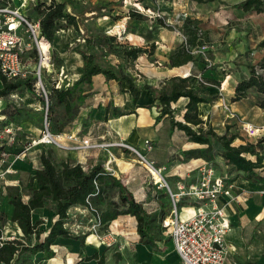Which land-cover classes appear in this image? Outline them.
<instances>
[{
  "label": "crops",
  "instance_id": "0c3cea01",
  "mask_svg": "<svg viewBox=\"0 0 264 264\" xmlns=\"http://www.w3.org/2000/svg\"><path fill=\"white\" fill-rule=\"evenodd\" d=\"M48 1L50 2L51 0ZM85 1L89 3L93 0ZM192 4L196 3L192 2ZM222 12L215 11L212 16L194 13L188 15L187 18L198 21L199 25L209 23L216 26L215 20L219 18ZM91 14L93 13L91 12ZM227 14L226 17L224 16V21L222 22V27L226 31V37L222 38L221 41L216 39L215 44L210 47L211 64L207 65L198 62L187 64L190 65L187 76L191 77L189 82L191 88L198 90L200 79L216 82L215 84L209 83L206 89L203 90V93H207L206 96L213 100L209 104L199 105V116L219 135H234L235 128L238 125H235L237 123L235 120H228L227 114L223 116V111H221L222 98L229 102L232 112L239 119L259 127H264V110L258 107L255 97L256 93H250L247 98L241 101H234L238 83L250 76L248 68L258 65L264 57V49L258 48L259 43L264 40V12L258 15L261 16L258 21H253L252 16L245 19V29L243 30L242 27L238 29L233 25L235 22L232 20L236 14L233 15V12H228ZM246 27H248L249 31ZM252 27L261 31L258 35V40L252 39L249 36ZM131 38L139 40L138 47L143 49H148L154 43L158 44L154 33L146 35L139 30H131L128 40H131ZM162 47L166 48L165 44ZM176 49L178 48L169 47L168 51H162V55L157 50L153 56L159 55L163 62L158 60L153 61L150 58L151 56L149 57L146 54L140 56L135 61H130L133 65L124 76L133 79L139 87L144 85L152 87L155 92L154 95L148 91H143L136 106L133 104V96L129 92L130 89L126 83L107 82L103 75L93 77V86L98 97L105 98V101L110 102V106L112 105L111 107H115L120 111L121 115L116 118L109 116L106 123H98V126H105L108 130L104 132V135L94 133L92 139L100 141L101 138H105L110 141V143L103 144L93 143L96 145H117L124 143L141 153L149 161L154 162L155 166L159 169L173 170L179 163H182V175L187 176L192 168L200 166L205 161L202 159L186 161L184 153L202 147L190 142L184 132L174 128L170 117L165 116L159 119L160 107L156 99L161 92L172 88V79L174 77H179V75L173 74L170 68V57ZM66 67L68 69V65ZM78 76L80 77V75ZM187 103L188 99L181 98L176 104L172 105L173 113L178 121L183 120ZM109 104L104 108L105 113ZM176 115L180 116L177 117ZM69 133L77 135L78 138H91L88 135L81 134V129L79 128H72L67 134H59L60 140L69 148L53 149L59 163L71 161L79 163L85 168L98 164L105 166L109 160V152H111L115 158L111 163V167L116 171L115 176H122L125 180L129 181V189L134 194L136 200L141 202L146 209L150 210L158 206L159 203L156 200L159 198V194H165L163 192H156L151 185L145 182L144 174L142 173L144 167H137V164L141 165V162L132 158L133 151L119 146L109 149L74 150V147H77L78 143L66 139V135ZM147 140L151 141L154 146L152 151H147L145 148V141ZM246 143H248L247 139L240 144H234V146ZM18 148L19 146L16 145L12 149L16 150ZM35 148L33 147L30 150L28 161L12 158L8 163L0 167L2 173L10 170L6 176L7 181L0 180V193L2 194V201L5 202V204L3 202L0 204V211L4 214L5 221L7 220L15 225L20 234L22 232L18 225L11 221L14 206L9 204L7 192L10 188L19 189L23 195L24 202H29L31 194H27V191L32 187L35 188V184L32 186L31 178L41 168L40 156L44 150L43 146ZM17 153L15 152L14 155ZM219 162L226 164L222 158H217L215 161V163ZM229 176L231 183L236 187V192L237 190H245L249 192V195L231 204H227L226 198H223L221 201L222 205H226V213L231 225V231L227 237L230 255L226 264H264V194L261 193V190L264 189V184H254L246 180L243 173L231 172ZM170 178L174 182L176 181V177ZM165 198L170 203L166 195ZM76 211L89 213L86 209L74 207L70 210V214ZM110 229L136 243V249L140 253V257L150 254L151 247L143 245L139 241L137 221L134 217H119L112 223ZM130 234L132 236H129ZM84 235H86V240L83 250L81 242L77 239L58 238L52 245V250L56 253V256L50 260L43 261L42 264H70L71 262H78V258L81 260L80 264H98V259L89 261L87 259L95 255L98 258L102 257L100 255L102 253L100 252L106 248L91 245L97 240L91 232ZM125 242V246H128L129 241L126 240ZM170 263L168 261L158 264Z\"/></svg>",
  "mask_w": 264,
  "mask_h": 264
},
{
  "label": "trees",
  "instance_id": "16d2710c",
  "mask_svg": "<svg viewBox=\"0 0 264 264\" xmlns=\"http://www.w3.org/2000/svg\"><path fill=\"white\" fill-rule=\"evenodd\" d=\"M198 4H207L216 0H190ZM37 5L36 12L40 17L41 36L51 43L59 29L61 23L66 21L70 26L76 24L75 16L68 12L67 1H41ZM236 9L245 12H264V0H246L234 6ZM140 16V15H138ZM184 29V30H183ZM182 31H185L187 40L185 44L178 47L170 57V68L173 74L182 77H174L172 88L161 92L156 98L160 107L159 119L168 116L174 128L184 132L189 141L200 145L202 148L190 150L184 153L186 161L191 159H202L206 162H215L217 158H222L231 172L243 173L246 180L254 184H264V138L257 142H248L244 145L234 146L235 135H219L209 124L199 116V105L209 104L213 99L203 93L206 89L204 83L216 82L202 79L199 89L191 88L188 71L191 62L205 63L199 55L195 57L193 49L203 46L200 41V25L196 20L187 18ZM106 48L110 53L122 57L126 60L135 61L142 55L151 54L148 49L139 47H126L118 43L115 36L96 35L86 40V47L89 53H83L84 65L81 70L80 79L76 85L84 83L93 86V77L103 75L107 82L116 81L126 83L129 92L133 96V104L137 101L143 91H148L155 95L152 87L144 85L139 87L128 76L117 73L113 68H104L96 60V54L91 51V47ZM46 49V47H44ZM264 49V40L258 45ZM206 64V63H205ZM187 65L186 67H183ZM183 67V68H180ZM250 76L242 79L235 90L234 101H241L247 98L251 92L259 93L264 90V73L258 74V70H264V57L258 65L250 66ZM186 77V78H185ZM0 99H6L11 93L18 90H34L33 79L26 82H10L0 77ZM57 96L59 104H66L69 111V99L73 100V92L70 89L52 88ZM43 98V97H42ZM181 98L188 99L183 120L178 121L174 115L172 105ZM259 98V97H258ZM261 101V100H260ZM262 102V101H261ZM261 105L260 103L258 106ZM111 107L110 105L108 108ZM50 112V111H49ZM48 112L47 116H50ZM121 115L115 107L112 113L106 108L105 119ZM21 152L25 142L18 138ZM13 149L15 148L12 147ZM10 149V153L15 151ZM6 151L2 147L0 152ZM41 168L35 172L31 178V198L29 202H24L23 195L19 189H8L9 204L14 206L11 221L18 225L22 232L19 240H5L0 245V264H42L43 261L50 260L56 256L52 250V245L58 238H74L81 242L82 250L85 248L86 235L73 237L67 228L70 219V210L80 207L96 219L100 217L102 225L108 231L110 225L122 216L134 217L137 221V232L140 243L157 248V242H161L160 234L165 231L162 226L163 220L170 211L166 210L165 204H158V208L148 210L141 202H138L134 194L126 184V180L120 176L116 177L109 173L103 164L85 168L79 163L64 161L59 163L54 155L53 149L44 148L40 156ZM52 203L54 221L49 227L42 228L41 220L33 221V213L47 208V203ZM170 205V203H169ZM2 231L0 230V239ZM1 243V242H0ZM98 259V264H105L104 257L98 258L95 255L87 260Z\"/></svg>",
  "mask_w": 264,
  "mask_h": 264
},
{
  "label": "rangeland",
  "instance_id": "374dc122",
  "mask_svg": "<svg viewBox=\"0 0 264 264\" xmlns=\"http://www.w3.org/2000/svg\"><path fill=\"white\" fill-rule=\"evenodd\" d=\"M41 1L42 0H30L22 10L30 20L36 21L40 19L36 12V7L42 3ZM44 1L49 2L48 0ZM51 1H67L69 3L68 12L76 17V24L70 26L67 23H61V28L57 32L54 40L50 43L52 64L50 67L43 70V82L50 92H52L53 87L59 86L63 89H70L73 92V100L69 99L71 103L68 111L66 110L65 103L59 104L57 102V96L53 92V94H49L47 105L46 99L42 98L41 92L37 90L36 87H34L33 91L18 90L17 93L19 98L25 99L23 102L18 101V105L11 103L9 96L6 99H0V150L4 141H8L7 130L9 128L15 131L16 137L23 140L25 144H32L33 140L41 136L46 119L49 123L51 132L56 135L67 134L72 128H79L81 129V134L91 137L89 138L91 143H110V141L105 138H101L100 141H94V139H92L94 133L104 135V132L108 130L105 126H98V123H106L108 120H104V108L110 102H106L105 98L102 99L98 97L94 86H89L86 83L76 85L77 81L80 79L78 75L81 76L82 68L80 67L84 65L82 54L89 53L86 47V40L88 38L96 35L115 36L118 43L126 47H138L139 40L132 38L128 40L131 30H139L146 35H148V33H154L158 44L154 43L149 46L148 52L151 54L148 56H151L150 58L153 61H161L162 59L159 55L153 56L157 50L158 53L162 55V51H168L169 47L178 48L185 44L186 40L184 38L186 37L187 39V35L185 31H182L184 22L186 21L184 13L188 15L203 13L205 16H212L215 11H223L219 18L215 20L216 26L209 23L200 25L201 31L199 37L203 46L193 49L195 57L201 55L205 63L210 65L211 45L215 44V41H221L222 38L226 37V31L224 27H222V22L224 21V16L226 17L228 15V12H233V15L236 14L232 20L235 22L233 25L238 29L242 27V30L245 29L244 21L248 19L249 16L253 17V21H258L260 19L259 17H261L258 16L259 13L252 11L245 12L234 8L236 4L246 0H216L212 3L199 5H197L198 3L193 5L190 0H93L89 3L85 0ZM15 2L20 6V0H16ZM137 5H140L141 8ZM91 12L93 14H91ZM246 29L248 30V27H246ZM252 31L253 33H251ZM252 31L249 33V36L252 39L258 40V35L261 33L260 29L256 30L252 27ZM164 44L166 48L162 47ZM91 51L96 54L97 62L104 68H113L121 75L128 73V70L133 65V63L128 60L110 53L106 48L93 46L91 47ZM23 60L30 73L35 71L39 65V59L35 52L28 53V55L24 56ZM67 65L69 70L66 67ZM65 76H67V78H65ZM255 97L257 104H261L258 107L264 110V90H260L259 93H256ZM107 109L112 113V107ZM221 111H223L222 114L224 116L226 112L223 107ZM48 112L50 116H47ZM176 116L179 117L180 115ZM234 120L237 122L235 125H239L236 126L234 134L236 137L234 144L237 145L246 138L241 131L243 120L239 119L237 116ZM5 147L8 149V146ZM38 147L41 148L42 146H36V148ZM14 151L17 152V150ZM132 158L140 161V158L135 153ZM215 164L220 170L222 166L227 167L226 164H221L220 162ZM137 167L143 166L137 164ZM182 169L183 164L179 163L173 170H164L163 175L173 186L174 181L170 177L181 175ZM225 171L231 175L230 168H226ZM142 173L144 175L148 174L145 168ZM7 175V173L2 175V181L6 180ZM31 193V189L27 191V194ZM157 201L159 204L161 202L165 204L166 210L170 211L171 205H169L165 195L159 194V198L156 202ZM2 202L5 204V202L2 201V194L0 193V204ZM52 207V203L48 202L46 209L35 212L33 221L41 220L43 222L42 228L49 227L54 221ZM155 208L157 209L158 206ZM150 210L152 211V209ZM0 220L2 222L0 224V230L5 240H19L20 237H22V234L18 232L15 225L7 220L5 221L4 214L1 213V211ZM95 223V218L90 213L76 211L70 214L67 228L70 230L73 237H79L84 236L86 233H90ZM110 227L108 231L105 230L106 228L104 226L101 227V234L104 236L107 235L109 231H111ZM113 233L114 236L111 237V241L113 242L112 246H102L98 240L91 244L92 246L106 248L100 252L102 253L100 255L105 259V264H158L168 261L171 262L170 264H182L171 243V236L167 231H163L160 234L161 242L157 244V248H151L150 254L142 256L143 258L140 257V253H138L136 249V243H133L131 240L127 239V237H123L116 232ZM129 236L132 235L130 234ZM126 240L129 241L128 246H125ZM80 263L81 260L78 258V262H71L70 264Z\"/></svg>",
  "mask_w": 264,
  "mask_h": 264
},
{
  "label": "built area",
  "instance_id": "2783aa9c",
  "mask_svg": "<svg viewBox=\"0 0 264 264\" xmlns=\"http://www.w3.org/2000/svg\"><path fill=\"white\" fill-rule=\"evenodd\" d=\"M16 0H0V77L10 82H26L30 79L35 81L34 87L41 92L43 99L48 105L49 94L47 86L43 82L42 72L52 64L50 53V43L41 36L40 19L32 21L22 11L30 0H20V6ZM188 14L184 13V18ZM63 23H66L64 21ZM185 40L186 37L184 38ZM47 43L48 49L42 47ZM36 53L39 65L35 71H28L24 64V56L28 53ZM38 73V76H37ZM264 70H258V74H263ZM67 78V76H65ZM202 79H200L201 81ZM208 86V83H204ZM61 89V87H56ZM222 89V86H221ZM11 103L23 102L24 98H19L17 91L9 95ZM222 107L227 114L228 120H234L236 115L232 112L229 102L221 100ZM18 105V104H17ZM48 111V107H47ZM242 133L248 142H257L264 138V127H259L251 123L242 121ZM8 141H4L2 147L8 146L6 151L0 152V167L8 163L12 158L15 160H29V152L33 147L43 146L46 149H69L60 140V135L51 132L49 123L46 119L45 127L41 136L33 140L32 144H25L20 153L16 155L9 151L14 146H19V140L15 131L10 128L7 130ZM68 141L78 143L74 150L98 149L119 146L129 149L138 155L141 165L148 174L144 175L145 182L151 185L156 192H163L169 199L171 209L167 217L163 220L162 226L171 236V242L180 258L182 264H226L230 255L227 237L231 231L230 221L226 213V205H222L223 198L227 199V204L235 203L241 198L249 195L248 191L237 190L229 173L222 166L221 170L216 167L215 162H204L200 166L191 169L187 176H176V181L172 186L169 180L163 175L164 169H159L155 163L149 161L141 153L132 147L120 143L117 145H96L86 137L78 138L77 135L69 133L66 135ZM147 151H152L154 146L151 141H145ZM115 159L109 152V160L105 165L106 170L112 175L116 174L111 167L112 160ZM10 170L5 173H9ZM0 170V180L3 174ZM126 184L129 181L126 180ZM264 194V189L261 190ZM90 232L102 246L110 247L113 245L111 237L113 231L107 235L100 232L103 227L99 216L95 219ZM5 239H0V245Z\"/></svg>",
  "mask_w": 264,
  "mask_h": 264
},
{
  "label": "bare ground",
  "instance_id": "6f19581e",
  "mask_svg": "<svg viewBox=\"0 0 264 264\" xmlns=\"http://www.w3.org/2000/svg\"><path fill=\"white\" fill-rule=\"evenodd\" d=\"M139 8H141V6L140 5H137ZM143 10V9H142ZM42 47H43V49L45 50V51H47V49H48V45H47V43H43L42 44ZM44 47H46V49L44 48ZM91 239V238H90ZM93 239V238H92Z\"/></svg>",
  "mask_w": 264,
  "mask_h": 264
},
{
  "label": "water",
  "instance_id": "95a60500",
  "mask_svg": "<svg viewBox=\"0 0 264 264\" xmlns=\"http://www.w3.org/2000/svg\"><path fill=\"white\" fill-rule=\"evenodd\" d=\"M186 78V77H185Z\"/></svg>",
  "mask_w": 264,
  "mask_h": 264
}]
</instances>
